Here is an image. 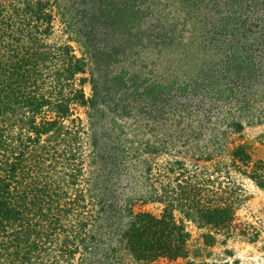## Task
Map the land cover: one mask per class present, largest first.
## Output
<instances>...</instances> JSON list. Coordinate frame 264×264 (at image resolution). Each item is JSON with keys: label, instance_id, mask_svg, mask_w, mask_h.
<instances>
[{"label": "trees", "instance_id": "1", "mask_svg": "<svg viewBox=\"0 0 264 264\" xmlns=\"http://www.w3.org/2000/svg\"><path fill=\"white\" fill-rule=\"evenodd\" d=\"M80 5L63 23L90 97L84 58L44 41L50 4L0 0V264H194L174 212L228 238L242 189L215 179L264 190V158L231 139L264 118V0Z\"/></svg>", "mask_w": 264, "mask_h": 264}, {"label": "rangeland", "instance_id": "2", "mask_svg": "<svg viewBox=\"0 0 264 264\" xmlns=\"http://www.w3.org/2000/svg\"><path fill=\"white\" fill-rule=\"evenodd\" d=\"M50 4V10L53 14V29L50 34L44 38L45 43L49 46H60L67 44L72 47L73 53L78 58H84V73L76 75L77 78H86L87 81L82 86L85 97L92 95L91 84L89 83L90 73L92 72V63L89 57L84 55L81 46L80 37L74 32L75 29L67 30L63 23V18L71 16L78 28L83 23H76L79 20L77 10H80V0H45ZM165 12L169 17L180 19L182 14L175 5H168ZM187 25V30L190 31ZM186 36V33L184 34ZM78 82V81H76ZM86 107L75 108V116H78L82 125L86 129L87 117ZM71 117V118H73ZM125 124L133 128L131 119H125ZM88 132V131H86ZM80 141L81 150L88 151L87 146L82 142L87 141V136L82 134ZM235 143L241 144L252 160L264 158V118L261 121H251L243 123L239 133L231 136ZM231 183L226 185L225 179H215L222 188H241L242 192L240 201L235 204V216L237 219L236 228L232 234L225 238L223 235H214L215 239H209L205 236L209 229H199L193 223L185 220L178 212H174L175 218L181 219L188 232L187 241L188 261L194 264H264V190L258 188L251 180L244 176L231 171ZM217 186V185H216ZM89 208V207H88ZM163 206L159 203L146 205L136 204L135 209L146 210L156 216L160 215ZM91 209V208H89ZM79 254L75 258H78ZM74 264H76L74 262Z\"/></svg>", "mask_w": 264, "mask_h": 264}]
</instances>
